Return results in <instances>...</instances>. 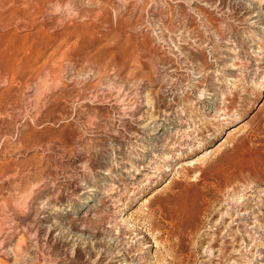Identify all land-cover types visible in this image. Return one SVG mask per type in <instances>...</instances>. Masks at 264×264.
I'll list each match as a JSON object with an SVG mask.
<instances>
[{
	"label": "rangeland",
	"instance_id": "rangeland-1",
	"mask_svg": "<svg viewBox=\"0 0 264 264\" xmlns=\"http://www.w3.org/2000/svg\"><path fill=\"white\" fill-rule=\"evenodd\" d=\"M0 264H264V0H0Z\"/></svg>",
	"mask_w": 264,
	"mask_h": 264
}]
</instances>
